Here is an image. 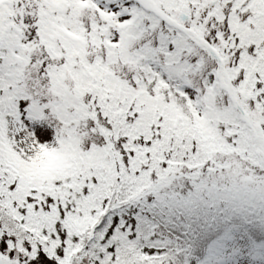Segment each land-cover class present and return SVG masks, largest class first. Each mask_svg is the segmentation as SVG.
<instances>
[{"label": "snow or ice", "instance_id": "obj_1", "mask_svg": "<svg viewBox=\"0 0 264 264\" xmlns=\"http://www.w3.org/2000/svg\"><path fill=\"white\" fill-rule=\"evenodd\" d=\"M0 264H264V0H0Z\"/></svg>", "mask_w": 264, "mask_h": 264}]
</instances>
